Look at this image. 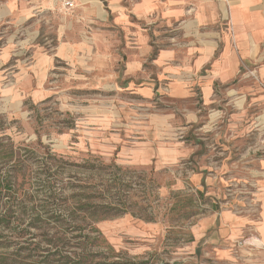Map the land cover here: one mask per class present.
<instances>
[{"label":"rangeland","instance_id":"obj_1","mask_svg":"<svg viewBox=\"0 0 264 264\" xmlns=\"http://www.w3.org/2000/svg\"><path fill=\"white\" fill-rule=\"evenodd\" d=\"M64 13L68 22L71 12ZM53 36L41 24L39 39L53 45ZM115 69L121 72L120 60ZM240 76L241 90H232L233 82L215 85L212 106L201 108L192 126L163 134L184 140L190 153L160 167L155 159L137 162L138 126L122 125L135 116L125 106L150 104L96 80L87 67L55 61L41 100L2 92L0 264H264L256 233L221 240V256L209 241L217 224L194 236L203 216L223 208L253 226L259 221L264 82L245 66ZM150 106L174 109L184 126L181 101L164 97ZM83 188L97 202L106 201L103 194L125 201L132 213L90 230L82 213L74 220L65 209Z\"/></svg>","mask_w":264,"mask_h":264},{"label":"crops","instance_id":"obj_2","mask_svg":"<svg viewBox=\"0 0 264 264\" xmlns=\"http://www.w3.org/2000/svg\"><path fill=\"white\" fill-rule=\"evenodd\" d=\"M65 10L71 12L68 22ZM43 23L54 32L53 45L39 39ZM55 61L87 67L96 80L142 104L165 97L185 105L184 126H177L174 109L125 106L135 116L122 125H137L142 140L137 162L155 159L160 167L190 153L184 140L165 141L163 134L192 126L201 108L212 106L215 85L233 82L232 90H241L243 66L264 82V0H0V98L2 92L47 96ZM193 179L200 184L202 176ZM258 198L255 226L223 208L199 220L195 238L217 224L209 241L220 256L221 240L241 233H256L264 243V189Z\"/></svg>","mask_w":264,"mask_h":264},{"label":"trees","instance_id":"obj_3","mask_svg":"<svg viewBox=\"0 0 264 264\" xmlns=\"http://www.w3.org/2000/svg\"><path fill=\"white\" fill-rule=\"evenodd\" d=\"M85 188H83L82 192H76L71 196L73 203L72 205H66L65 209L67 211V216H69L71 219H76L75 215L82 213L85 219L90 221L89 228L92 231H95L98 233V230L93 227V223L105 219L108 216L111 215H117L121 213L131 212L130 206L125 203V201L121 199H113L111 197H106L105 194H103L104 198H107L105 202L103 201H95V196L92 194H89L87 192H84ZM107 190V189H106ZM86 191V190H85ZM197 194L202 197L201 192H197ZM132 213V212H131ZM133 215H136L133 213ZM137 216V215H136ZM61 217L58 215V218ZM87 237V236H86ZM115 264H118V262H115Z\"/></svg>","mask_w":264,"mask_h":264},{"label":"built area","instance_id":"obj_4","mask_svg":"<svg viewBox=\"0 0 264 264\" xmlns=\"http://www.w3.org/2000/svg\"><path fill=\"white\" fill-rule=\"evenodd\" d=\"M64 6L67 8H71L73 6L71 1H64Z\"/></svg>","mask_w":264,"mask_h":264}]
</instances>
